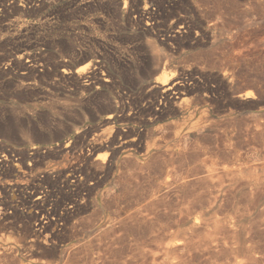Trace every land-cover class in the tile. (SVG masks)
I'll return each instance as SVG.
<instances>
[{"label":"rangeland","instance_id":"374dc122","mask_svg":"<svg viewBox=\"0 0 264 264\" xmlns=\"http://www.w3.org/2000/svg\"><path fill=\"white\" fill-rule=\"evenodd\" d=\"M0 162V264H264V0H0Z\"/></svg>","mask_w":264,"mask_h":264},{"label":"bare ground","instance_id":"6f19581e","mask_svg":"<svg viewBox=\"0 0 264 264\" xmlns=\"http://www.w3.org/2000/svg\"><path fill=\"white\" fill-rule=\"evenodd\" d=\"M36 1V0H35ZM38 1V0H37ZM104 2V1H103ZM37 3V2H36ZM102 3V2H101ZM96 4V3H95ZM70 6V5H69ZM78 6V5H77ZM90 6V5H89ZM115 7V6H114ZM19 12V11H18ZM69 12V11H68ZM128 12V11H127ZM138 16V15H137ZM40 19V18H39ZM24 25V24H23ZM42 25V24H41ZM22 27V26H21ZM33 28V27H32ZM72 29V28H71ZM50 37V36H49ZM16 38V37H15ZM12 41V40H11ZM148 48V47H147ZM69 51V50H68ZM152 55V54H151ZM154 57V56H153ZM88 58V55H80L79 57H78V59H77V62H83V61H85L86 59ZM154 60H155V58H154ZM151 61V60H150ZM158 62H159V58H156V61H154V63H156V64H154V66L155 67H153V69H152V71L153 72H158ZM152 64H153V62H152ZM150 66V65H149ZM152 66V65H151ZM98 67V66H97ZM151 70V69H150ZM162 71V70H161ZM160 71V72H161ZM168 77V76H167ZM157 78V77H156ZM168 80V79H167ZM166 79H165V77L163 76H159L157 79H156V82L159 84V85H161V87H163V88H165V89H163L164 91H162L163 92V96H164V98H166V99H168L169 98V96H170V91L171 90H173V88H172V86H167V87H165V85H166V82H168ZM170 81V80H169ZM176 83V82H175ZM156 84V83H155ZM158 84H156V87L157 86H159ZM172 84V83H171ZM154 85V84H153ZM176 85H177V83H176ZM175 85V86H176ZM178 87V86H177ZM175 91V90H174ZM173 94V93H172ZM163 98V99H164ZM164 102H166L165 100H164ZM162 107V106H161ZM106 111V110H105ZM110 117V116H109ZM108 117V118H109ZM30 146V145H29ZM40 147V146H39ZM1 163V162H0ZM30 169V168H29ZM25 173V172H24ZM70 175V174H69ZM18 176V175H17ZM72 184V183H71ZM43 199V198H42ZM42 227V226H41ZM56 227V226H55ZM37 230V229H36Z\"/></svg>","mask_w":264,"mask_h":264},{"label":"water","instance_id":"95a60500","mask_svg":"<svg viewBox=\"0 0 264 264\" xmlns=\"http://www.w3.org/2000/svg\"><path fill=\"white\" fill-rule=\"evenodd\" d=\"M19 145H22V143H21V144H19Z\"/></svg>","mask_w":264,"mask_h":264}]
</instances>
